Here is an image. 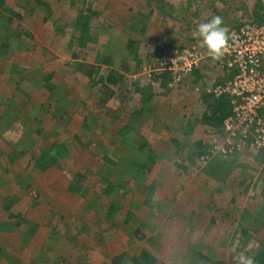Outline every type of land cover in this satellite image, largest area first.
Returning a JSON list of instances; mask_svg holds the SVG:
<instances>
[{
    "label": "rangeland",
    "instance_id": "obj_1",
    "mask_svg": "<svg viewBox=\"0 0 264 264\" xmlns=\"http://www.w3.org/2000/svg\"><path fill=\"white\" fill-rule=\"evenodd\" d=\"M30 1L28 16L13 6L21 19L1 9L4 18L22 25L23 37L12 38L0 60V100L25 99L14 90L18 81L26 99L41 101L47 111L37 110L39 133L35 120L0 113V226L9 224L0 229V264H114L116 257L119 264H142V251L160 264H234L237 253L253 257L264 250V148L245 145L231 154L226 132L200 121L206 110L201 95H215L233 71L194 38L197 26L213 15L229 30L264 23L255 20L260 0ZM82 15L91 17L96 39L80 47L70 39ZM186 46L203 54L191 72L175 84L169 74L165 85L151 81L163 74L153 70L159 54ZM79 63L100 69L90 79ZM109 73L123 77L110 85L115 94L101 102L98 77ZM47 75L58 96L72 99L67 122L51 115ZM136 83L146 95L153 93L148 104H142ZM128 133L169 157L157 159L150 172L133 173L122 166L131 160L121 147L120 155H109L119 162L125 156L123 164L103 174L108 166L101 151L111 152L112 138L126 141ZM173 137L185 145L176 148ZM130 143L124 148L131 149ZM54 144L48 153L56 162L36 170L34 157ZM107 184L114 188L110 194L104 192ZM112 200L120 204L114 220L101 221Z\"/></svg>",
    "mask_w": 264,
    "mask_h": 264
},
{
    "label": "trees",
    "instance_id": "obj_2",
    "mask_svg": "<svg viewBox=\"0 0 264 264\" xmlns=\"http://www.w3.org/2000/svg\"><path fill=\"white\" fill-rule=\"evenodd\" d=\"M9 2V6H7L6 4V0H0V60H2L4 58V55L7 54L8 51V47L10 44V41L12 38H21L23 37V35L21 34L23 32L22 29V25L20 23L17 24H13V18L12 17H6L4 18L1 14V9H5L6 11H8L12 16L17 17L18 19L23 18L22 13H19L18 11H14L13 10V6L16 7H20L23 9L24 15L26 13V15L28 16L29 14L33 13V8L32 6V2L30 0H19L18 1H14V2H10V0H8ZM22 1V3H21ZM158 3L163 2V0H156ZM37 2H40L39 0H37ZM260 1H257V5H256V21L258 22H263L264 21V4L259 3ZM12 5V6H11ZM3 17V18H2ZM91 17L87 16V15H82L79 19H77V23L74 24V34L71 36L72 42H76L77 45L84 46L85 44H87V42L89 41H94L96 38L91 34V26H90V21ZM25 33L28 36V31L25 30ZM134 42V41H133ZM133 42L132 40H129L127 43V48H131L133 47ZM135 44V43H134ZM78 69H80V71L84 74H87L89 77H91L90 79H92L94 77L95 71L94 70H99L100 66H96V65H87L85 63H79L78 64ZM169 73H163V77L168 76ZM111 74L109 73L108 76H106L105 78L102 77H98V82H100V84H102V87L104 90L101 91V96H98V100H100L101 102H105L109 97H112L113 94V89H111L110 85L116 83L117 81L121 80L120 78L123 77L122 75H120L119 78L116 77H111ZM47 78V84L49 85L50 90L52 91V95L49 98V100L54 102V107L51 111V115L53 117L54 120L60 121V120H65V122L69 121V110H70V106L68 104V100H72V99H67L66 97H61L58 96L59 94H57L54 91V85L53 83H51L49 81V79H52V77L50 75L46 76ZM169 77V76H168ZM155 80L157 79V77H153ZM14 82V81H13ZM17 85H14V90L19 93L22 94L24 96H28L27 92H22L21 90H19L21 83H19L18 81H16ZM20 84V85H19ZM136 91H141L140 95H141V102L142 104L146 105L148 104V100L152 98L153 93L151 91L148 92V94L146 95V93H144L142 91V87L140 86H135L134 87ZM18 89V90H17ZM147 92V90H146ZM96 95V94H95ZM93 96V93H92ZM6 98H3L0 100V104L2 105V107L4 108L2 111H0L1 114L4 113H9L14 112L15 114V120L17 118H19L20 116L23 117V119L27 120L28 122L30 121H36L35 123H37V127H36V132L39 133L40 132V128H41V119L42 116L38 114L39 109H44L46 107H43L41 104V101L37 102V101H32L31 99L27 100L26 97L25 99H21L18 98V100H16L14 97H12V99H10L9 97L5 96ZM29 97V96H28ZM20 101V102H18ZM201 101L205 104L206 106V110L203 111L201 117H200V121L205 124L206 126L210 127L213 130H220L222 129V131L224 130V120L232 115V104L230 102V97L227 94H223V95H218L215 96L213 93L210 92H203V94L201 95ZM32 102V103H30ZM146 103V104H145ZM30 105L28 110L25 109L26 105ZM27 111V112H26ZM47 111V110H46ZM26 121V122H27ZM93 123L96 122L94 121ZM93 125V126H95ZM164 125H166V123H164ZM119 133H121V131H118ZM115 138H112V142L111 144L113 145L112 151H101V159L104 160L103 164H106L107 169H104V173L103 174H108L109 172H111L112 170H114L117 166L121 164H123L124 162V158L129 157V165L127 164H123V167L129 166L132 167V172L134 173L135 171L140 169V173H144V172H150L151 171V167L153 166V164H155V161L157 159H163L166 157H169L166 154L160 153V152H156L154 149H152V145H150L149 141L144 139V138H137L136 134L134 133H128L126 134V141L125 140H114ZM172 142L174 143V146L180 147L181 145H185L184 143L180 142L177 138L173 137L171 138ZM129 142H133L130 143L133 147L131 149H127L124 148L125 146L129 145ZM199 146H201V143H198ZM56 145H51L46 151L40 152L38 156L34 157V162H33V166L36 170L38 171H44V169L46 167H48V165L53 164L56 162V158L52 155L49 154L48 151L52 150L53 148H55ZM121 147L123 148L124 153H126V157L124 156L123 160L121 159V161L119 162L116 158L111 157V154L114 152L117 155H120V150ZM58 153H60L62 151V148L60 146H57ZM125 150H130V152L125 151ZM109 153H111L109 155ZM186 155L185 150L181 151V155L180 157L183 160V156ZM222 166H228V164L225 161L221 162ZM214 166L216 168L219 169L220 167V161H216V163L214 164ZM79 174V173H78ZM81 178H84L83 174H80ZM112 173H110L108 175L111 176ZM144 178V175H139L137 177H141ZM29 179L31 180V177H29ZM73 182L75 184H77V179H73ZM108 187H106L104 189V192L107 194H110L112 192V190L114 189L113 187H111L110 184H107ZM74 188V187H73ZM6 206V205H5ZM120 208V204L117 200H112L111 203L109 204V207L107 209V211H105L103 217L100 218L101 221H103L104 219L108 220V221H113L114 217H115V213L119 210ZM11 218H13V216L11 215ZM19 216H17L14 219H18ZM97 223H99L100 221L97 219L96 220ZM5 224V223H4ZM19 221H18V225H19ZM8 225L7 227H4V225L0 226V229H8ZM133 229L138 230L139 227H136V223H134ZM134 231V232H135ZM142 232H140L141 234ZM102 243V241L100 242ZM0 256L2 257V253L0 252ZM254 260H255V264H264V250H259L254 256ZM119 258V257H118ZM117 257L115 258L116 260H113L112 263L114 264H119L120 262L117 260ZM140 261L142 264H160L158 262V260L149 252L147 251H142L141 252V257H140ZM216 264H223L222 260L216 261Z\"/></svg>",
    "mask_w": 264,
    "mask_h": 264
},
{
    "label": "built area",
    "instance_id": "obj_3",
    "mask_svg": "<svg viewBox=\"0 0 264 264\" xmlns=\"http://www.w3.org/2000/svg\"><path fill=\"white\" fill-rule=\"evenodd\" d=\"M223 65L233 71L225 84L214 89L215 96L227 94L232 115L224 120L226 151L231 154L245 145L264 148V23L246 22L229 30ZM203 54L195 47H173L159 54L154 71L168 72L170 83L187 75ZM170 85V84H169Z\"/></svg>",
    "mask_w": 264,
    "mask_h": 264
},
{
    "label": "clouds",
    "instance_id": "obj_4",
    "mask_svg": "<svg viewBox=\"0 0 264 264\" xmlns=\"http://www.w3.org/2000/svg\"><path fill=\"white\" fill-rule=\"evenodd\" d=\"M223 24L219 15H213L209 22L200 23L194 32L199 46L206 49L213 60H220L228 46L229 29ZM233 259L234 264H255L254 258L244 252L237 253Z\"/></svg>",
    "mask_w": 264,
    "mask_h": 264
},
{
    "label": "crops",
    "instance_id": "obj_5",
    "mask_svg": "<svg viewBox=\"0 0 264 264\" xmlns=\"http://www.w3.org/2000/svg\"><path fill=\"white\" fill-rule=\"evenodd\" d=\"M119 72H122L121 70L119 71ZM163 73H168V72H163ZM170 76V75H169ZM155 77V76H154ZM157 79L155 80L154 78L153 79H151V81H158L160 84L162 83L163 85H165L166 84V81H165V79H166V77H163V75H162V73L161 74H157ZM170 79V77H168V80ZM151 83H153V82H151ZM137 84V86H140L141 85V83H136ZM112 85V84H111ZM111 87V89H112V86H110ZM140 87H142V86H140ZM113 94H115L114 93V91H113ZM4 98H6V97H4ZM3 99V98H2ZM14 260H17L16 258H13L11 261H10V263L12 262V261H14Z\"/></svg>",
    "mask_w": 264,
    "mask_h": 264
}]
</instances>
